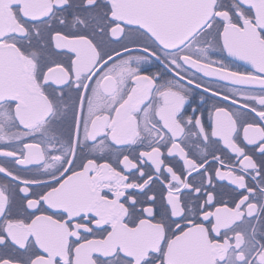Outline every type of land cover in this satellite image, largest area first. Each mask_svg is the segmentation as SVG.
<instances>
[{
    "label": "snow or ice",
    "instance_id": "6c2138e0",
    "mask_svg": "<svg viewBox=\"0 0 264 264\" xmlns=\"http://www.w3.org/2000/svg\"><path fill=\"white\" fill-rule=\"evenodd\" d=\"M0 264H264V0H0Z\"/></svg>",
    "mask_w": 264,
    "mask_h": 264
},
{
    "label": "flooded vegetation",
    "instance_id": "af4514ba",
    "mask_svg": "<svg viewBox=\"0 0 264 264\" xmlns=\"http://www.w3.org/2000/svg\"><path fill=\"white\" fill-rule=\"evenodd\" d=\"M209 104H211V101H209ZM207 117V112H205V118Z\"/></svg>",
    "mask_w": 264,
    "mask_h": 264
}]
</instances>
